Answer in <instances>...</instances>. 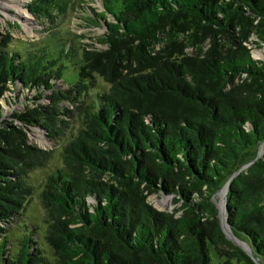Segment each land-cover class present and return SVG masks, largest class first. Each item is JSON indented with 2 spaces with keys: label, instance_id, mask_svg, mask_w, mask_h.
I'll list each match as a JSON object with an SVG mask.
<instances>
[{
  "label": "trees",
  "instance_id": "obj_1",
  "mask_svg": "<svg viewBox=\"0 0 264 264\" xmlns=\"http://www.w3.org/2000/svg\"><path fill=\"white\" fill-rule=\"evenodd\" d=\"M72 1L25 10L53 25ZM100 1L87 17L103 29L94 44L53 32L22 54L0 39V264H257L222 231L213 201L248 163L225 215L264 264V61L250 48H264V0ZM69 63L78 76L64 84ZM98 76L108 89L89 96ZM19 95L25 107L7 116L3 103ZM66 102L82 123L42 180L40 238L18 221L35 193L29 173L51 159L29 132L63 136ZM152 193L178 208L159 211Z\"/></svg>",
  "mask_w": 264,
  "mask_h": 264
},
{
  "label": "rangeland",
  "instance_id": "obj_2",
  "mask_svg": "<svg viewBox=\"0 0 264 264\" xmlns=\"http://www.w3.org/2000/svg\"><path fill=\"white\" fill-rule=\"evenodd\" d=\"M0 2H4L6 6H0V39L2 36L7 37L9 41V51H18L25 54L26 51L32 49L33 47L40 46L53 32L59 33L61 36L72 40L76 46L79 44V47H81V45L94 44L93 39L103 33V29L101 27H93L89 25L87 20V17L95 18L94 14L103 10L100 0H73L71 7L67 9L66 13L58 15L53 25L49 22L47 23L37 20V18L25 10V5L29 2V0H0ZM95 46L99 48L100 45ZM250 48L253 58L262 59L264 61L263 47L252 45ZM77 72V67H74V65L69 63L62 73L64 84H72L75 80H77ZM54 86L55 88L63 89L67 87L63 85V81H61V79L56 81ZM107 89L108 85L105 80L98 76L94 87L89 89L88 94L89 96L94 95L98 92L107 91ZM19 99L20 95L18 97V100ZM40 102L45 104L48 102V99L41 97ZM62 105L63 108H68V110L73 111L71 116L67 118L64 117V119L68 120L70 123L68 124V128L63 136L60 135L53 140H49L45 137L46 134L43 133L42 130H36L33 128V130L29 132V139L31 142L39 147L49 150L51 152V159L48 164L32 170L29 173L27 181L35 188V193L31 194L27 200L21 219L18 221L20 226L27 224L31 227H37V232L40 233V238L44 229V224L42 222L43 210L38 198V194L41 192L42 180L45 178L46 174H49L54 168L61 165L60 152L62 151V147L71 135L76 133L78 129L81 128L82 123L81 115L79 113L80 107L76 108V104H72L70 102L62 103ZM3 106L5 108L4 112L8 116L12 110L17 108L22 109L25 107V102L21 100L20 103L19 100V102L13 107L7 108L4 103ZM261 146L264 145L262 144ZM223 187L224 185L222 188ZM222 188L213 198L219 212H222L224 207V189ZM147 201L159 211L165 212H172L179 206L178 204H174L172 196L160 193L150 194L147 196ZM178 214L179 212L175 215L177 216ZM45 249V252L49 254V249L46 247ZM232 264L244 263L242 261H233Z\"/></svg>",
  "mask_w": 264,
  "mask_h": 264
},
{
  "label": "water",
  "instance_id": "obj_3",
  "mask_svg": "<svg viewBox=\"0 0 264 264\" xmlns=\"http://www.w3.org/2000/svg\"><path fill=\"white\" fill-rule=\"evenodd\" d=\"M262 145V144H261ZM261 145H259L258 147V151H257V157H255V159H257L258 157H261L263 152H261ZM249 165V163L247 165H243L239 170H237L233 175L232 177L229 178V180L226 182V184H224V187L222 189H224V192H223V201H224V207H223V210L222 212H219V219H220V223H221V229L222 231L225 233V235L231 240V242H233L235 245H237L238 247L242 248L244 252H246L257 264H261L259 262V260H257L256 257H254L253 253L251 252V250L246 246L245 243H243L242 240L238 239L237 237H235L233 235V233L231 232L230 230V225H228L227 223V219H226V215H225V212H226V198H227V191H228V187H229V184L230 182L232 181V178L238 174V172L240 170H242L244 167H247Z\"/></svg>",
  "mask_w": 264,
  "mask_h": 264
},
{
  "label": "bare ground",
  "instance_id": "obj_4",
  "mask_svg": "<svg viewBox=\"0 0 264 264\" xmlns=\"http://www.w3.org/2000/svg\"><path fill=\"white\" fill-rule=\"evenodd\" d=\"M19 1H20V0H19ZM16 3H17V2H16ZM0 6H2V7H6L4 2H0ZM24 12H25V11H24ZM24 12H23V13H24ZM26 13H27V12H26ZM261 152H263V151H261Z\"/></svg>",
  "mask_w": 264,
  "mask_h": 264
}]
</instances>
